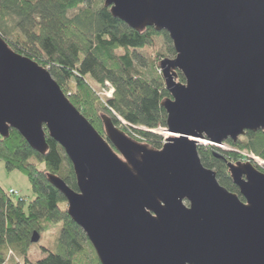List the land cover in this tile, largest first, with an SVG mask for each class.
Here are the masks:
<instances>
[{
  "label": "water",
  "instance_id": "obj_1",
  "mask_svg": "<svg viewBox=\"0 0 264 264\" xmlns=\"http://www.w3.org/2000/svg\"><path fill=\"white\" fill-rule=\"evenodd\" d=\"M103 6L132 30L151 27L169 38L174 58L159 62L170 95L161 102L171 135L162 148L132 140L107 116L102 137L48 70L1 36L0 138L15 130L40 155L46 136L61 147L77 191L59 177L47 181L100 264H264V174L227 163L239 190L230 193L202 166L193 141L215 148L264 134V0ZM39 239L33 232L30 242Z\"/></svg>",
  "mask_w": 264,
  "mask_h": 264
},
{
  "label": "trees",
  "instance_id": "obj_2",
  "mask_svg": "<svg viewBox=\"0 0 264 264\" xmlns=\"http://www.w3.org/2000/svg\"><path fill=\"white\" fill-rule=\"evenodd\" d=\"M0 36L14 52L48 69L70 103L102 137L101 117L107 116L132 140L160 148L162 138L146 130L166 128L161 102L170 95L154 64L146 63L137 52H157L161 37L168 53L174 55L165 32L151 27L140 31L128 28L110 15L102 0H0ZM177 79L184 83L181 74L177 73ZM106 83L113 90L110 98L100 94ZM46 143L47 151L40 155L15 130L8 138H0L4 170L22 174L33 195L28 203L21 198L14 202L0 190V264H31L32 233L41 237L53 229L60 231L56 251L40 247L45 257L35 264H100L88 239L67 215L65 199L47 181V175H53L77 191L63 150L48 136ZM230 145L264 160L262 132H248L246 141H230ZM211 155L200 148L202 166L215 168L219 185L239 195L228 179L227 167ZM231 156L238 160L234 153ZM10 252L21 261H10Z\"/></svg>",
  "mask_w": 264,
  "mask_h": 264
},
{
  "label": "rangeland",
  "instance_id": "obj_3",
  "mask_svg": "<svg viewBox=\"0 0 264 264\" xmlns=\"http://www.w3.org/2000/svg\"><path fill=\"white\" fill-rule=\"evenodd\" d=\"M102 3H103V0H102ZM6 40L11 41V38H6ZM157 41H158L157 42V44H158L157 45V52H153V51L150 52L149 50H141V51L137 52V55L144 58L146 63H148V64L153 63L155 66L154 67L155 71L157 73H160V69L158 67L159 62L161 60H164V59L172 60L174 58V55H170L168 53V51H167L168 45L162 40L161 37L158 38ZM177 82L181 83L178 81V79H177ZM112 93H113L112 87L108 83H106V87L100 91V94L102 96H105V97L112 95ZM117 118L119 119V121L122 125L127 126V124L122 119H120L119 117H117ZM91 126L93 127V125H91ZM95 131L99 134V132L96 129H95ZM154 132H155L154 133L155 135H158L162 138V143H161L160 148H159V149H161L162 146L166 142V138L164 135L167 133V130H166V128H161L160 131L155 130ZM190 139L191 138H189V140ZM148 147L152 148L150 146H148ZM201 147L205 148L207 146H204L202 144V142H200L197 146V151H199ZM220 149L226 150V151H233V152H237V153L239 152L237 149L229 147V146H226V147L222 146V147H220ZM155 150H157V149H155ZM238 155L240 157V158H238V162L244 163L243 157L240 154H238ZM258 170L261 172H264L263 169L259 168ZM211 171H213L215 173L214 169L213 170L211 169ZM0 190L6 194H8L10 190L15 191L16 193H18L19 198L23 199L25 201V203L30 202L32 200V197H33L32 193L30 191V187H29L27 179L22 174H20L18 172H12V173L6 172L1 163H0ZM233 194H235V193H233ZM10 197H11V200L14 202H16V200L18 199V196H10ZM59 233H60V231L58 229H53L49 234H47L45 236L44 235L41 236L39 239V242L37 244H34L33 247L30 248L28 258L30 259L31 264H35L36 261L45 257V253L42 252L40 247L47 248L51 252L56 251L55 246L57 245ZM9 260L10 261L13 260L15 262L21 261L17 256L13 255V253H11V252L9 253Z\"/></svg>",
  "mask_w": 264,
  "mask_h": 264
},
{
  "label": "flooded vegetation",
  "instance_id": "obj_4",
  "mask_svg": "<svg viewBox=\"0 0 264 264\" xmlns=\"http://www.w3.org/2000/svg\"><path fill=\"white\" fill-rule=\"evenodd\" d=\"M254 134H256V133H254ZM247 137H248V132L245 133V135L243 137H240L236 143H238L240 141H246L247 140ZM224 144L226 146L233 147V146L230 145V141L229 140H227L226 142H224ZM205 149H206V152L212 153L211 156L214 157V159H215L216 162H219L220 164H223L225 167H226V164L227 163H232V164L239 163L238 160L237 161H234L233 160V158L231 156V151L221 150V149H218V148H212V147H208V146L205 147ZM227 174H228L227 175L228 176V179L231 181L232 185L238 190V188L233 184L228 170H227ZM238 192H239V190H238Z\"/></svg>",
  "mask_w": 264,
  "mask_h": 264
},
{
  "label": "built area",
  "instance_id": "obj_5",
  "mask_svg": "<svg viewBox=\"0 0 264 264\" xmlns=\"http://www.w3.org/2000/svg\"><path fill=\"white\" fill-rule=\"evenodd\" d=\"M115 115V114H114ZM116 116V115H115ZM117 117V116H116ZM145 130V129H144ZM161 129H158L160 131ZM151 133H155L153 130H146ZM237 153V152H236ZM237 154H240L243 157V162H252L254 165H256L258 168L264 170V160L260 159L259 157H256L250 153H247L246 151H239Z\"/></svg>",
  "mask_w": 264,
  "mask_h": 264
},
{
  "label": "bare ground",
  "instance_id": "obj_6",
  "mask_svg": "<svg viewBox=\"0 0 264 264\" xmlns=\"http://www.w3.org/2000/svg\"><path fill=\"white\" fill-rule=\"evenodd\" d=\"M164 136H165V138H168V137H170L171 135H169L168 133H166ZM193 141H196V142L200 143V141H199V140H196V139H194ZM202 144L204 145L205 143L202 142Z\"/></svg>",
  "mask_w": 264,
  "mask_h": 264
},
{
  "label": "clouds",
  "instance_id": "obj_7",
  "mask_svg": "<svg viewBox=\"0 0 264 264\" xmlns=\"http://www.w3.org/2000/svg\"><path fill=\"white\" fill-rule=\"evenodd\" d=\"M205 146V145H204Z\"/></svg>",
  "mask_w": 264,
  "mask_h": 264
}]
</instances>
